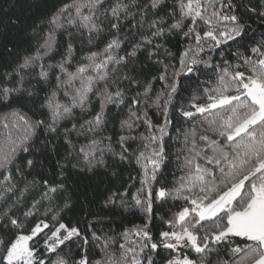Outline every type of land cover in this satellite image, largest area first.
Returning <instances> with one entry per match:
<instances>
[{"label": "snow or ice", "instance_id": "6c2138e0", "mask_svg": "<svg viewBox=\"0 0 264 264\" xmlns=\"http://www.w3.org/2000/svg\"><path fill=\"white\" fill-rule=\"evenodd\" d=\"M252 23L264 0H60L0 71V264H264V33L212 56ZM98 169L119 186L70 216Z\"/></svg>", "mask_w": 264, "mask_h": 264}, {"label": "trees", "instance_id": "16d2710c", "mask_svg": "<svg viewBox=\"0 0 264 264\" xmlns=\"http://www.w3.org/2000/svg\"><path fill=\"white\" fill-rule=\"evenodd\" d=\"M60 0H0V71L6 66L11 65L15 62L17 56L23 53L31 44L30 33L35 24L46 17L47 14L54 8ZM261 33H264V27L256 23H252L251 29H249L246 36L237 42H229L227 45H222L219 49H216L212 56L214 60L219 61L221 57L231 58V52H234L238 47L241 51L248 49L252 46L253 42L260 39ZM170 47L173 50H177L180 45L176 39L170 42ZM242 46V47H241ZM11 47L12 53H9L6 48ZM207 72V75L203 73ZM211 69H203L199 74V81H205L212 78ZM197 76L182 77L181 88L178 93L177 102L181 99L186 98L192 94V91L197 87L198 83ZM35 105V101L29 102L27 98L21 97L20 100H14L12 107L21 106L24 111L29 112L31 115V109ZM9 109L3 105H0V112H7ZM115 119V118H114ZM154 119H158L154 117ZM174 123L178 124L180 121L177 120L175 114H173ZM174 134V129H173ZM27 155V154H25ZM38 159L43 161V168L39 165L36 172H43L45 174L55 172V159L54 155L50 156L47 153L38 154ZM130 169H121L122 180L126 181L128 172ZM174 171L173 164L169 163L164 169V176L166 177L165 182L172 180V173ZM135 174V173H133ZM121 180L112 177L106 173L103 169H98L95 173H78L72 172L69 174V186L72 188L73 199L75 201V208L73 213H79L81 205L87 206L86 201L95 202L104 195L106 187H112L113 185L119 186ZM138 186V185H137ZM134 191V189H133ZM168 205L163 208L157 206L156 211L158 214H163L167 211ZM140 223L139 216L127 215L123 219H117V225H124L131 227L134 224ZM160 225L155 224V228H159ZM154 228V230H155ZM236 243L243 245L244 241L240 238H234ZM221 257L227 259V254L224 250H221Z\"/></svg>", "mask_w": 264, "mask_h": 264}]
</instances>
